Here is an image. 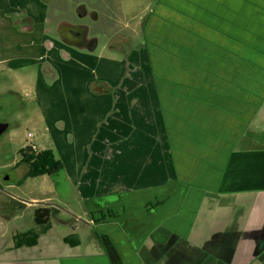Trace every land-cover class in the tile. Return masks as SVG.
<instances>
[{"label": "crops", "instance_id": "obj_1", "mask_svg": "<svg viewBox=\"0 0 264 264\" xmlns=\"http://www.w3.org/2000/svg\"><path fill=\"white\" fill-rule=\"evenodd\" d=\"M62 2L54 0L51 10L46 0H0V31L18 26L20 15L26 23L22 31H33L34 25L43 30L38 46L13 40L2 45L0 75H12L14 92L33 94L48 121L46 130L56 143L72 148L70 163L68 156L54 153L74 185L88 194L87 220H62L60 226L71 230L60 234L52 222L58 209L44 200H19L21 209L32 213L50 207L51 228L36 232V246L16 248L14 237L32 231L17 214L18 231L0 248V264H264V0L186 5V64L199 66L195 72L186 67V79L219 82L190 89L198 98L186 95L180 125L175 110L166 113L158 103L146 102L154 90L127 95L142 96L139 102L118 100L130 77L128 57L100 52L98 38L81 34L89 26L61 22L57 5ZM115 16L114 28L116 20L128 29L136 19L120 12ZM94 17L98 23L100 16ZM54 22L56 28H49ZM63 26L70 29L68 39L60 33ZM57 31L63 39L51 37ZM38 64L31 87L24 69ZM244 80L247 85L239 86ZM94 82L115 91L96 95ZM134 121L139 125L127 127ZM134 130L142 135L138 141L153 150L136 160L155 163L135 168L133 186L121 182L125 176L119 169L111 175L117 183L95 193L97 179L89 176L104 148L99 143L103 137L106 145L123 143ZM163 166L166 171L159 172ZM131 207L140 213H130Z\"/></svg>", "mask_w": 264, "mask_h": 264}, {"label": "rangeland", "instance_id": "obj_2", "mask_svg": "<svg viewBox=\"0 0 264 264\" xmlns=\"http://www.w3.org/2000/svg\"><path fill=\"white\" fill-rule=\"evenodd\" d=\"M62 1V4L57 5L63 11L60 16L61 22L68 19L72 24L89 26L88 29H83L81 34L89 39L98 38L100 40V52L121 58L128 57V74L130 77L120 91L118 100L131 103L139 102L142 96L133 95L129 99L127 95L135 89L138 93L141 89H145L147 90L146 93L149 92V94L154 90L156 93L145 96L146 102L158 103L159 107L164 108L166 113L167 110H175L174 114L177 117L178 125H180L181 116H186V95L187 99L191 101L198 98L197 95H192L193 93L196 94L195 92L189 93L190 89L204 86L214 87L219 82L209 79L202 80L197 77V79H186V76L190 77V74L186 75V67L190 66V71L193 72L199 67L197 63L186 64L185 21L186 7H197L198 0H164L162 6L157 8L156 5L160 3V0ZM46 3L53 10L54 0H46ZM87 11L86 17L88 18L82 19V14ZM119 12L124 13L126 19L129 20L136 17L135 20L130 21L128 29H124L125 25L122 27L117 20L115 28L112 27L115 14ZM94 13L100 16L98 23L95 21ZM19 19L18 26L14 25V28L8 29V31H0V51L3 50L2 45H6L4 43L9 40L24 45L38 46L40 44L43 34L42 26L34 25L33 31H22L21 27L26 24L23 23L25 18L20 15ZM56 25L57 23L54 22L49 28L55 29ZM60 33L68 39L70 29L63 26ZM52 34V38L60 39L58 31L57 33L52 32ZM40 70L41 64L24 69V72L28 74L26 79L30 80L28 83L31 87L36 82ZM242 83L247 85L246 80L239 81V86H244ZM254 83L257 86L256 80ZM107 85L94 82L92 90L94 94L101 95L107 90ZM13 86L12 75H0V123L8 124V129L0 137V248L9 245L11 237L18 231V229L15 231L17 214L21 216V219L24 218L22 223L24 221L25 225L29 223L27 230L35 232L41 230L35 225L31 210L21 209L19 200H44L48 205L58 209L57 211L53 210L52 222L56 226L55 232H60V234L68 233L71 230L70 227L60 226L62 220L72 221L74 216L87 220L83 207L88 194L82 191L81 187L74 185L73 177L69 175L66 169L52 176L25 178L28 167L26 165L17 166L21 160L20 150L26 146L36 145L40 149H52L53 151L56 149L58 157L68 156L65 160L68 163L73 162L69 159L72 157L73 150L64 144L56 143L53 134L46 130L48 121L33 94L25 95L22 91H20L22 94L14 92ZM96 90H102V92L96 93L98 92ZM136 122L126 125L130 128L136 127L139 125ZM139 131L134 130L132 136L125 142H117L114 145H106L103 137V142L99 144L106 149L101 150L100 156L95 160L94 169L91 170L92 175L89 176L91 179L94 177L95 180L97 179V185L94 186V189H97L95 193L108 192L104 188V184L117 183V180L113 179L111 175L119 169H121L119 173L125 176L123 178L125 181L122 180L121 182L133 186L136 180L135 168L138 165L140 167V165L155 163L149 158L144 163L136 160L137 155L141 154L142 156L153 151L147 144L138 141L142 138ZM97 145L95 143V147ZM161 146L163 147L162 151L165 152L163 154L165 158L166 150L163 143ZM159 152L161 151L159 150ZM163 162L166 163V159H163ZM165 171V166L159 167V172ZM118 182H120L119 179ZM89 194L94 193L90 192ZM152 194L154 195V193ZM143 195L146 194L143 193ZM122 201L126 200L122 198ZM126 210L129 212L127 208ZM67 212L71 214V217L68 216ZM131 212L136 215L140 213L136 207H131Z\"/></svg>", "mask_w": 264, "mask_h": 264}, {"label": "trees", "instance_id": "obj_3", "mask_svg": "<svg viewBox=\"0 0 264 264\" xmlns=\"http://www.w3.org/2000/svg\"><path fill=\"white\" fill-rule=\"evenodd\" d=\"M106 89L104 93H114L115 91V88L110 85H107ZM96 91H98L96 93L102 92V90ZM20 154L21 160L17 166L26 165L28 167L25 178L52 176L65 171L64 163L56 157L53 150L46 149L35 152L31 145L22 148ZM51 213L52 210L48 206L36 207L33 211V221L37 227H40L42 232H47L51 228ZM38 239L39 234L35 231L18 234L14 237L15 247H34L37 245Z\"/></svg>", "mask_w": 264, "mask_h": 264}, {"label": "water", "instance_id": "obj_4", "mask_svg": "<svg viewBox=\"0 0 264 264\" xmlns=\"http://www.w3.org/2000/svg\"><path fill=\"white\" fill-rule=\"evenodd\" d=\"M8 129V124L6 123H0V137L5 133V131Z\"/></svg>", "mask_w": 264, "mask_h": 264}, {"label": "built area", "instance_id": "obj_5", "mask_svg": "<svg viewBox=\"0 0 264 264\" xmlns=\"http://www.w3.org/2000/svg\"><path fill=\"white\" fill-rule=\"evenodd\" d=\"M33 151H38V149L35 147V146H33Z\"/></svg>", "mask_w": 264, "mask_h": 264}]
</instances>
